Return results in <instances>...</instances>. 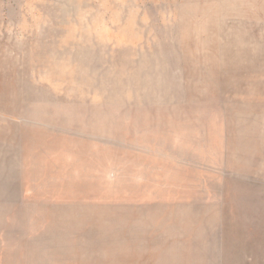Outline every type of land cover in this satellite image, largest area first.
Returning <instances> with one entry per match:
<instances>
[{
  "label": "rangeland",
  "instance_id": "obj_1",
  "mask_svg": "<svg viewBox=\"0 0 264 264\" xmlns=\"http://www.w3.org/2000/svg\"><path fill=\"white\" fill-rule=\"evenodd\" d=\"M211 3L0 0V86H9L8 81L14 87L9 92H15L12 99L0 101V264H225L228 258L198 254L192 243L200 205L186 197L191 208L187 215L175 205H158L151 194L160 174L177 168L196 171L202 182L227 181L218 206L229 198L237 224L249 239L237 263L264 264L263 145H256L252 154V161L262 162V170L242 175L234 168L210 172L208 166L158 150L162 135L153 119L162 105L148 103L149 87L143 82L156 77L168 82V99L180 100L185 118V109L192 108L188 102L203 91L190 87L189 78L182 76V51H195L196 40L191 34L183 48L182 27L204 25ZM244 23L254 36L262 35L263 44L264 23L262 28ZM198 77L192 79L197 82ZM253 83L264 96V73ZM239 90L241 99L244 91ZM78 110H84V129L70 123ZM137 126L140 132L134 136ZM78 141L98 144L100 158L98 150H89L92 159L80 166L84 157L78 156ZM132 158L135 163L152 162L146 188L150 196L132 198L130 188L123 186L128 175L136 173L128 168ZM94 163L101 173L87 179L102 184L100 189L61 186ZM163 167L166 171H156ZM121 186L124 208L113 199ZM84 200L90 207L76 205ZM187 216L191 223L184 228ZM230 222L221 215L220 225Z\"/></svg>",
  "mask_w": 264,
  "mask_h": 264
},
{
  "label": "bare ground",
  "instance_id": "obj_2",
  "mask_svg": "<svg viewBox=\"0 0 264 264\" xmlns=\"http://www.w3.org/2000/svg\"><path fill=\"white\" fill-rule=\"evenodd\" d=\"M210 1L212 3L204 14V16H207V20H204V23L206 22L204 25L192 29L186 26L182 27L180 41L183 48L191 34L196 37L195 51L192 50L193 52L191 53L182 51L181 55L184 62L182 76L189 78L188 84L190 87L195 88L194 86H196L197 89L203 91L200 97L188 102L192 105V108L187 107L185 109V118L180 115V107L182 106L180 100L172 102L171 98L168 99L167 95L171 87L168 82L158 80V77L143 81L149 87L147 98L150 102L148 103H159L162 105L159 106L161 110L153 119L159 124L158 127L162 135V143L157 146V149L165 150L183 161L191 160L201 166H208L212 169L210 172L218 171L224 173L229 168H234L240 175H242L241 173L251 174L250 172L252 171L260 172L262 170V162L256 164L252 161V154H254L253 151L256 145L261 148L262 145L264 147V96H262V88L254 85L253 81L254 77L262 76V73H264L262 70L264 68V43L261 44L262 35H255V37L250 24L244 22H255L262 28L264 23H262V0ZM235 19H238L239 23L234 22ZM191 57L196 59L192 60ZM195 62L201 63L197 66ZM196 75H199L196 79L197 82L192 79V76ZM7 83L9 85L7 87L5 83L0 86V92L3 93L5 91L7 93L0 95L2 103L12 99L15 95L14 91L12 93L9 92V89L13 90L14 87L8 81ZM241 84H245V86L242 87ZM239 88L244 91V97L241 99H239L240 97L237 94L240 91ZM256 88L261 90V92L256 90ZM158 100L166 102L161 101L160 103ZM83 112L84 110L75 112L70 119V123L84 129L81 122L84 117ZM207 112H210L211 115L208 116ZM149 119L151 120V117ZM29 121H31V117ZM134 130L135 133L133 135L138 136L140 132L139 126L134 127ZM98 132L96 130V133ZM144 132L149 133V129L146 127ZM81 142L78 141L77 143V146L81 148V150L77 151L79 153L78 156L84 157L80 166H83L88 159H92L87 154L89 150L94 152L98 150L97 155L100 158V147L98 144L88 143L85 145V143ZM86 146L89 149L83 150ZM237 147L239 148L235 149ZM77 148L73 147L72 151ZM116 152L118 151L115 150ZM123 153L124 151L121 154ZM233 157L236 160H233ZM131 161L132 163L128 164V168H131L136 173L129 174L127 180L123 182V186L130 188L133 194L132 198L149 195L146 194V188L152 180L148 176L150 172L152 173V162L135 159V161L139 162L135 163L133 158ZM144 163L145 165H143ZM87 168L88 166L85 170L81 169L77 176L67 177L61 186L63 188L78 186L79 188L88 189L89 185H95L100 189L102 184L92 183L87 179L90 175L95 176V173H101L100 165L94 163L93 167ZM166 169V167H163V169H156V171H166ZM104 171L109 170L106 169ZM169 171L162 174L159 173L158 188L151 193L152 196L155 195L157 204L162 206L175 205L177 209L184 211L187 215L190 214L191 208L187 207L186 197L190 198L195 204L197 203L198 206L200 205L201 213L198 217L196 242H192L196 244L197 253H202L204 256L208 255V257L215 255L225 258V260L228 258L225 264H238L237 257L240 252H245L249 239H246V234L237 224L238 221L230 206L229 198H227L228 202L225 206L222 208L218 206L219 198L223 195V185L227 181L223 179L221 184L214 179L202 182L198 178L197 173L195 174L196 171L190 169L184 170L185 172L182 168ZM165 173L170 175L164 176L163 174ZM160 186H162V189ZM120 188L122 189L119 190L120 192L113 199L116 200L115 204L124 208L126 203L121 202L123 187L121 186ZM210 194L213 195V198L207 199ZM88 203L87 200H84L76 205L90 207ZM221 215L231 218V222L227 225H220ZM189 221L191 223L187 216L184 220V228L187 227ZM199 240L201 241L199 242Z\"/></svg>",
  "mask_w": 264,
  "mask_h": 264
}]
</instances>
